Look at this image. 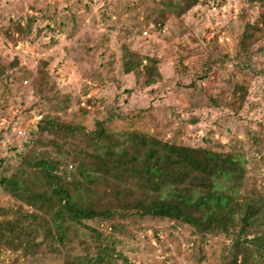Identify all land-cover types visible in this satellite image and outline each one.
I'll list each match as a JSON object with an SVG mask.
<instances>
[{"label": "rangeland", "instance_id": "rangeland-1", "mask_svg": "<svg viewBox=\"0 0 264 264\" xmlns=\"http://www.w3.org/2000/svg\"><path fill=\"white\" fill-rule=\"evenodd\" d=\"M156 59L161 77L147 85L145 66ZM0 64V218L19 204L1 179L16 167L29 135L61 154L63 169H83L85 158H72L85 146L81 135L33 133L47 115L87 130L105 120L119 137L136 129L174 144L231 152L244 170L237 194L255 203L264 197L259 0H0ZM234 91L243 97L240 106ZM129 211L86 221L106 241L105 264L245 262L240 255L231 261L229 236L204 237L184 222ZM263 225L264 209L251 220L247 238ZM95 244L76 227V237L58 252L23 256L0 249V264H63L64 253L93 255ZM245 257L246 264H264V252Z\"/></svg>", "mask_w": 264, "mask_h": 264}, {"label": "trees", "instance_id": "trees-1", "mask_svg": "<svg viewBox=\"0 0 264 264\" xmlns=\"http://www.w3.org/2000/svg\"><path fill=\"white\" fill-rule=\"evenodd\" d=\"M188 1L195 5L200 0ZM156 63L157 59L145 66L147 85L161 77ZM2 70L0 64V74ZM231 94L240 106L243 97L236 91ZM43 132L81 135L85 146L72 152V158L83 156V169H63V156L41 147L38 139L33 143L29 135L25 150L17 152L16 167L1 179L3 189L19 204L4 211L10 216L0 218V249L23 256L58 252L76 237V227H82L96 241L93 255L66 252L63 264H105L106 241L86 221L130 210L184 222L204 237H231L233 263L239 255L246 264V254L264 252V228L251 238L245 235L251 220L264 209V197L255 203L237 194L244 170L231 152L174 144L136 129L119 137L106 129L105 120L87 130L47 115L33 130L37 136ZM251 239L258 244L254 250Z\"/></svg>", "mask_w": 264, "mask_h": 264}, {"label": "built area", "instance_id": "built-area-1", "mask_svg": "<svg viewBox=\"0 0 264 264\" xmlns=\"http://www.w3.org/2000/svg\"><path fill=\"white\" fill-rule=\"evenodd\" d=\"M14 132H16L17 135L22 133L21 130L20 129L17 130V128H14Z\"/></svg>", "mask_w": 264, "mask_h": 264}]
</instances>
